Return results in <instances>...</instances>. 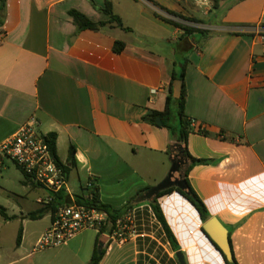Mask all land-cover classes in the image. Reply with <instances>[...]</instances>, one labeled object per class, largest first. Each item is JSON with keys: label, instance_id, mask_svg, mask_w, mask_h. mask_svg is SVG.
I'll return each instance as SVG.
<instances>
[{"label": "crops", "instance_id": "crops-1", "mask_svg": "<svg viewBox=\"0 0 264 264\" xmlns=\"http://www.w3.org/2000/svg\"><path fill=\"white\" fill-rule=\"evenodd\" d=\"M106 1L7 0L0 25V145L36 118L44 135H56L57 158L69 170L67 197H84L92 181L103 203L116 210L133 205L135 235L124 243L104 238L100 264H180L177 252L185 264H226L180 193L158 199L178 251L150 202H139L166 178H185V146L147 117L165 109L176 64L186 61L185 115L194 121L187 149L211 160L192 167L188 179L210 218L227 228L238 264H264V0H222L217 7L211 0H110L130 31L77 32L69 12L108 21L96 9ZM165 19L207 34L186 35ZM117 41L125 44L121 54L114 52ZM153 89L159 93L151 102ZM22 176L24 195L15 196L29 209L10 215L4 208L12 220L0 214V225L22 224V240L17 245L18 231L15 244L6 245L0 231V264H88L95 230L35 249L53 215H46V230L30 232L29 222L37 220L27 215L43 206L47 192Z\"/></svg>", "mask_w": 264, "mask_h": 264}, {"label": "built area", "instance_id": "built-area-1", "mask_svg": "<svg viewBox=\"0 0 264 264\" xmlns=\"http://www.w3.org/2000/svg\"><path fill=\"white\" fill-rule=\"evenodd\" d=\"M260 35L264 41V29ZM158 93L157 89L150 91L151 102ZM7 163L14 164L25 177L47 192V196L40 200L44 206L54 202L55 196L68 191L67 173L55 158L47 136L40 131L36 118L23 124L11 138L0 145V171ZM94 187L95 184L89 181L84 199L93 198L91 190ZM107 220L106 212L79 204L77 199L69 197L68 203L58 205L50 227L41 235L35 249L40 251L63 246L86 230H95L99 234ZM102 235L110 243H124L133 237V208L128 209L116 222L112 234Z\"/></svg>", "mask_w": 264, "mask_h": 264}, {"label": "trees", "instance_id": "trees-1", "mask_svg": "<svg viewBox=\"0 0 264 264\" xmlns=\"http://www.w3.org/2000/svg\"><path fill=\"white\" fill-rule=\"evenodd\" d=\"M211 1L214 3V7H217L219 2L222 0H211ZM0 3H1L0 25H2V14L6 10L7 0H0ZM96 9L99 12L108 16L109 17L108 21L93 22L86 15H84L83 13H81L77 10H71L69 12V15L72 17L74 24L77 27V32H81L84 30L100 31V30L107 28V27L108 28H120V29H123L125 31H130V29L124 25L122 19L117 14H115L114 9H113V4L111 3L110 0L106 1V4L103 8H97L96 7ZM178 17H180V16H178ZM180 18H182V17H180ZM182 19H186L190 22H194V23H198V24L202 23V21L194 19V18L188 19V18L183 17ZM165 20L172 23V24H175L179 27H182L184 29L186 35H188V34L192 35L194 33L207 34L206 31H203L200 29L181 26L180 24L176 23L172 19H165ZM124 49H125V44L123 42L117 41L115 43L114 52L116 54H121L124 51ZM176 66H180V71H179V73H177L176 68H175V71L173 72V76H172L173 82L177 79H181L182 81H184L186 61L183 62L182 64L178 63V64H176ZM186 94H187L186 88H185V85L183 84L181 97L179 99H175L173 97V83H172L170 85V88H169V95H168L167 100H166L165 109L162 112L151 111L147 117L148 120L153 125H157V119H161L162 126L166 129H168L173 134V136H175L179 145L183 144L185 146L186 158L189 161L188 168L185 171V180L187 181V184L189 186L190 193L186 194L182 190H180L179 188H169L167 190L162 191L159 194L158 198L155 200V202L149 203L150 207L153 210L155 217L157 218V220L162 225V227H163V229L167 235V238H168L173 250H175V251L179 250V245H178V242H177L175 236L173 235L171 229L169 228V225L165 219L161 205L158 201L159 198H161L164 195H167V194H170V193L176 191V192L180 193L183 197H185L197 209L203 223H205L208 219H210V215H209L208 208H207L206 204L199 197V195L194 190V188L192 187V185L190 184V181L188 179V175H189V172L192 169V167H194L196 165L209 164V163H211V160L194 158L188 152L187 141H188L189 134L193 131V127H192L190 120H188L187 116L185 115ZM174 104L177 107V115H178V120H179L178 130H176L171 125V121L174 118V111H173V105ZM199 132L204 134V135H208L207 132H204L201 130H199ZM47 140L51 146V149L55 155V158L57 159V161L61 165H63L59 161V159L57 158V155H56V135L51 134V135L47 136ZM70 159L72 161V164L74 165V149H71ZM63 168H64L65 172L68 174V171H69L68 168H66L64 165H63ZM91 193L93 196V198L91 200H86L83 197H80V198H78V203L82 204V205L96 207V208L106 212L108 215V220H107L106 224L103 226L101 233H99L97 235L93 255L91 257V260L88 262V264H100L101 261L103 260V257L106 254V247H107V246H105V242L103 240L104 237H103L102 233L112 234L115 230L116 222L123 216V214L128 209H132L133 205L130 204V205L126 206L124 210H116L112 206L105 204L100 200V193H99V190L96 186L91 190ZM68 202H69V197H67L64 193H60L59 195L54 197V202H52L51 204L46 205V206L43 205L37 211L29 213L27 215V218H29L31 220H38V219H42L43 217H45L48 214L53 215L55 213L58 205H60L62 203H68ZM0 214L5 218V220L14 219V217L7 216L5 209L2 207H0ZM202 231L207 236V238L209 239L211 244L217 249V251H219V253L223 257L226 264H238L234 254H233V262H228L224 256V254L222 253V251L210 239V237L208 236V234L205 232V230L203 228H202ZM21 240H22V229H20L19 234H18L17 245L21 244ZM230 242H231V240H230ZM107 244H109V243L107 242Z\"/></svg>", "mask_w": 264, "mask_h": 264}, {"label": "rangeland", "instance_id": "rangeland-1", "mask_svg": "<svg viewBox=\"0 0 264 264\" xmlns=\"http://www.w3.org/2000/svg\"><path fill=\"white\" fill-rule=\"evenodd\" d=\"M174 111V118L171 121L172 127L178 130L179 127V120L177 115V107L173 105ZM174 147V146H173ZM177 153V151H176ZM0 171V206L7 209V213L12 214H19L21 208L25 210L28 208V201L23 199H18L16 195H24V190L22 189V184L17 180V177H21L22 173L20 169H18L14 164H10L9 169L7 171ZM34 206V204L32 205ZM31 206V207H32ZM50 220L49 217L46 216L44 220H37L29 222L30 232L39 233L43 230H46L49 226ZM22 224L20 222H11V223H4L2 222L1 232L4 237V243L6 245H14L16 241V236L18 234L19 228ZM33 235H31L32 237ZM30 238V237H29Z\"/></svg>", "mask_w": 264, "mask_h": 264}, {"label": "water", "instance_id": "water-1", "mask_svg": "<svg viewBox=\"0 0 264 264\" xmlns=\"http://www.w3.org/2000/svg\"><path fill=\"white\" fill-rule=\"evenodd\" d=\"M182 89L183 81L181 79L175 80L173 83V97L175 99H179L181 97ZM157 124H162L161 119H157ZM169 188H179L186 194L190 193L187 181L182 175H179L178 177H168L157 186L147 190L144 195L141 196L139 202L148 201L153 203L162 191ZM203 229L208 234L210 239L222 251L226 260L228 262H233L232 245L229 238V232L225 225L217 217H212L204 223ZM177 258L180 264H185L184 256L181 252H177Z\"/></svg>", "mask_w": 264, "mask_h": 264}]
</instances>
